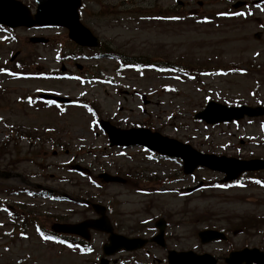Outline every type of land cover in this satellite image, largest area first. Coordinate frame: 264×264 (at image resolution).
Here are the masks:
<instances>
[{"label": "rangeland", "instance_id": "obj_1", "mask_svg": "<svg viewBox=\"0 0 264 264\" xmlns=\"http://www.w3.org/2000/svg\"><path fill=\"white\" fill-rule=\"evenodd\" d=\"M21 1L35 10L33 0ZM236 1L246 4L231 14ZM80 19L103 51L172 69L137 71L109 56L90 58L94 53L75 49L62 28H0V67L8 69L0 74V171L13 174L0 178V264H98L106 235L91 233V252L82 254L42 240L33 226L94 218L90 204L106 207L115 232L128 238L149 240L156 221L166 224L165 248L148 243L108 264H166L167 251L225 264L232 249L264 252L262 186H221V176L203 168L184 175L179 161L139 146L109 147L98 126L99 119L122 130L146 126L202 154L264 158V118L215 126L193 119L211 102L264 106V0H82ZM32 37L46 44H31ZM210 65L221 74L201 75ZM61 68L70 77L56 78ZM40 93L71 104L40 103ZM100 173L124 183L103 182ZM9 213L19 225L31 218L23 234ZM205 229L223 231L226 240L201 245Z\"/></svg>", "mask_w": 264, "mask_h": 264}, {"label": "water", "instance_id": "obj_2", "mask_svg": "<svg viewBox=\"0 0 264 264\" xmlns=\"http://www.w3.org/2000/svg\"><path fill=\"white\" fill-rule=\"evenodd\" d=\"M37 10L35 16H30L27 9L14 0H0V24L9 27L33 26V25H59L68 30V37L76 44L86 47H97V39L92 36L79 21L78 8L80 0H36ZM241 5L237 3L235 7ZM259 38V35H256ZM32 43L44 42L41 39H31ZM42 98H52L47 95H41ZM58 101L68 102L61 98H54ZM264 115V108H250L246 106L227 108L217 103H209L201 112L195 115V119H200L208 124H217L220 122H230L239 120L244 116L254 117ZM100 127L107 133L110 145L133 146L136 144L146 146L150 150L157 151L162 155L170 157H179L184 162V173L190 174L197 166H205L213 170L222 171L227 174L225 180H232L245 171H253L264 168V161L240 162L234 159L224 157H214L201 155L191 150L187 145L178 143L160 136L157 133H150L145 129L138 130H120L112 127L109 123L100 121ZM104 181L123 182L117 177H111L106 174L100 175ZM93 209L100 214V218L87 220L73 225H59L56 229L59 232L79 235L88 239V230L102 231L109 234L108 244L103 247L104 254L110 255L120 249L127 251L135 250L145 244L144 240L129 239L112 232L107 218L104 216V208L93 205ZM159 233L152 240L163 246V222L156 224ZM202 243H207L215 239H221L223 236L217 232L204 231L199 234ZM169 264H193L194 261H201L202 264H215L216 261L208 255L197 256L192 253H169ZM245 264L251 262L255 264H264V256L257 250H243L230 255L227 260L229 264Z\"/></svg>", "mask_w": 264, "mask_h": 264}, {"label": "trees", "instance_id": "obj_3", "mask_svg": "<svg viewBox=\"0 0 264 264\" xmlns=\"http://www.w3.org/2000/svg\"><path fill=\"white\" fill-rule=\"evenodd\" d=\"M212 66V69L211 71H217V70H222V68L220 66H214V65H210ZM210 66L206 67V68H209ZM202 70H205L206 68L205 67H201Z\"/></svg>", "mask_w": 264, "mask_h": 264}, {"label": "flooded vegetation", "instance_id": "obj_4", "mask_svg": "<svg viewBox=\"0 0 264 264\" xmlns=\"http://www.w3.org/2000/svg\"><path fill=\"white\" fill-rule=\"evenodd\" d=\"M56 235H58V234H56ZM58 236H59V235H58ZM76 240L78 241V240H80V239H79V238H77Z\"/></svg>", "mask_w": 264, "mask_h": 264}, {"label": "snow or ice", "instance_id": "obj_5", "mask_svg": "<svg viewBox=\"0 0 264 264\" xmlns=\"http://www.w3.org/2000/svg\"><path fill=\"white\" fill-rule=\"evenodd\" d=\"M47 239V238H46Z\"/></svg>", "mask_w": 264, "mask_h": 264}]
</instances>
